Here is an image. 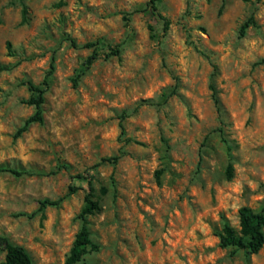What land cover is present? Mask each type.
Segmentation results:
<instances>
[{"label":"rangeland","instance_id":"1","mask_svg":"<svg viewBox=\"0 0 264 264\" xmlns=\"http://www.w3.org/2000/svg\"><path fill=\"white\" fill-rule=\"evenodd\" d=\"M147 1L0 0V236L64 264L90 189L99 249L75 264H264L216 234L264 204V0H160L166 27Z\"/></svg>","mask_w":264,"mask_h":264},{"label":"trees","instance_id":"2","mask_svg":"<svg viewBox=\"0 0 264 264\" xmlns=\"http://www.w3.org/2000/svg\"><path fill=\"white\" fill-rule=\"evenodd\" d=\"M160 0H148L145 4L146 8L150 10L155 18L162 19L164 27H166L167 21L164 16L158 10V3ZM22 18L21 22L26 21L27 6L22 4ZM248 26V22L241 25V32ZM73 42V41H72ZM95 42H86L83 44L84 47L92 48L91 54L83 61L82 70L74 76V85L77 84L78 77L85 71L89 66L98 58V51L94 47ZM6 48L10 49V44L6 43ZM112 54H118L119 49L111 48ZM55 68L54 58L51 59L49 64V69L47 70L42 84L44 87H39L27 81L28 88L31 92V96L28 100L29 103L34 104L35 111L32 115L27 117L23 123V126L19 131L26 129V127L35 121H42V111L40 108L43 102V93L48 85V78L53 73ZM7 69L4 64H0V71ZM210 89L212 91L211 96L217 111L220 113L222 111V103L218 96L216 88L210 84ZM120 132L123 134L125 132L124 126L120 123ZM119 156L104 157L102 160H115ZM16 175H21L25 171H18L14 169H6ZM232 176V166L227 167V177ZM58 200L43 199L39 201V209H43L46 205H57ZM100 210V204L98 199L95 198L92 191L89 189L84 197V203L78 213V218L80 219V226L75 234L72 245L69 252L64 260V264H75L79 262L83 256L91 251H97L99 249V244L95 242L90 236V230L88 227V216L93 215ZM239 215V229L232 226L228 221L224 220L220 230H217L216 234L219 237V245L221 247H236L245 249L248 253H257L261 247L264 245V204L255 210L252 207L243 205L238 209ZM0 245L5 250L4 258L0 261V264H34L29 252L22 246L10 241L6 236H0Z\"/></svg>","mask_w":264,"mask_h":264}]
</instances>
